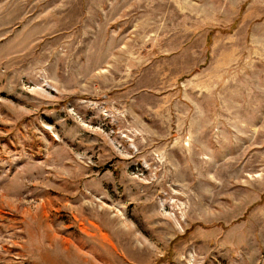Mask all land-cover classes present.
Masks as SVG:
<instances>
[{"label": "rangeland", "instance_id": "1", "mask_svg": "<svg viewBox=\"0 0 264 264\" xmlns=\"http://www.w3.org/2000/svg\"><path fill=\"white\" fill-rule=\"evenodd\" d=\"M0 264H264V0H0Z\"/></svg>", "mask_w": 264, "mask_h": 264}]
</instances>
